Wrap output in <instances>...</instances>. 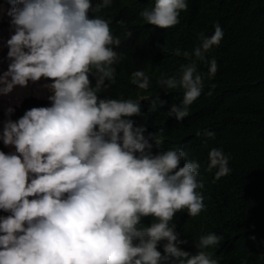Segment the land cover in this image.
<instances>
[{
	"label": "clouds",
	"instance_id": "obj_1",
	"mask_svg": "<svg viewBox=\"0 0 264 264\" xmlns=\"http://www.w3.org/2000/svg\"><path fill=\"white\" fill-rule=\"evenodd\" d=\"M234 2L0 0V95L49 89L0 121V264H250L264 115L238 145L213 124L177 135L227 93L225 57L264 58L244 14L222 21Z\"/></svg>",
	"mask_w": 264,
	"mask_h": 264
},
{
	"label": "trees",
	"instance_id": "obj_2",
	"mask_svg": "<svg viewBox=\"0 0 264 264\" xmlns=\"http://www.w3.org/2000/svg\"><path fill=\"white\" fill-rule=\"evenodd\" d=\"M234 3L237 6L235 11L226 14L222 21L226 22L233 14H244L245 20L254 23V26L248 29V34L253 39H256L258 34L264 35V0H235ZM237 26L238 23L233 21L231 27ZM225 66L222 69L221 83L228 88L227 93L220 90L217 98L197 105V111L182 123L177 135L191 132L190 126L198 128L213 124L225 128L224 131L227 130L226 135L230 136L232 145H238L241 143V132H249L264 115V58L253 56L251 61H248L246 56L235 54L225 57ZM263 140L264 135L261 142ZM253 169L258 172L256 179L263 184L264 190V168L255 165ZM257 210L254 214L258 219L257 226L247 225L244 228L247 238H255L249 240L252 253L241 263L264 264V205Z\"/></svg>",
	"mask_w": 264,
	"mask_h": 264
},
{
	"label": "rangeland",
	"instance_id": "obj_3",
	"mask_svg": "<svg viewBox=\"0 0 264 264\" xmlns=\"http://www.w3.org/2000/svg\"><path fill=\"white\" fill-rule=\"evenodd\" d=\"M5 9V8H4ZM9 35V17L3 14L0 10V74L7 70L8 61L5 59L7 49L4 46V41ZM46 81H38L36 83H29L27 88L16 87L13 91L7 95H0V121L6 117L4 111L12 107L14 112L11 116L12 120H17L24 112L33 107L46 106L49 101L47 96L49 89L46 87ZM2 87V85H0ZM0 150L5 153L9 152V149L0 143ZM0 215H6L0 212Z\"/></svg>",
	"mask_w": 264,
	"mask_h": 264
},
{
	"label": "bare ground",
	"instance_id": "obj_4",
	"mask_svg": "<svg viewBox=\"0 0 264 264\" xmlns=\"http://www.w3.org/2000/svg\"><path fill=\"white\" fill-rule=\"evenodd\" d=\"M200 169H201V174H204L206 171V165L200 166Z\"/></svg>",
	"mask_w": 264,
	"mask_h": 264
}]
</instances>
